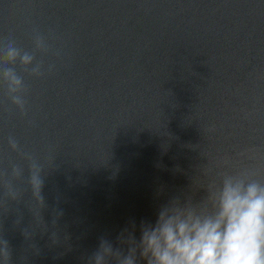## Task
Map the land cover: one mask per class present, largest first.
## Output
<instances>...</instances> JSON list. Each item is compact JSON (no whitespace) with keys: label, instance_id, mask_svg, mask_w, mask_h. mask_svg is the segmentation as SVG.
<instances>
[{"label":"water","instance_id":"1","mask_svg":"<svg viewBox=\"0 0 264 264\" xmlns=\"http://www.w3.org/2000/svg\"><path fill=\"white\" fill-rule=\"evenodd\" d=\"M244 169L264 181V0H0V264L126 252L132 221Z\"/></svg>","mask_w":264,"mask_h":264},{"label":"clouds","instance_id":"2","mask_svg":"<svg viewBox=\"0 0 264 264\" xmlns=\"http://www.w3.org/2000/svg\"><path fill=\"white\" fill-rule=\"evenodd\" d=\"M7 54L24 64L33 60L28 53L21 56L14 42ZM32 71L41 74L39 66ZM9 75L16 86L9 87L12 103L23 109V97L12 95L23 81L11 70ZM33 183L39 191V178ZM201 191L198 199L172 195L158 206L154 220L132 221V243L126 252L101 237L90 264H264V181L253 179L247 169L221 170ZM3 257L6 262V242Z\"/></svg>","mask_w":264,"mask_h":264}]
</instances>
